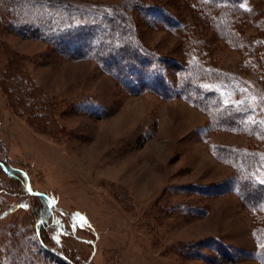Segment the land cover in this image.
<instances>
[{
    "label": "rangeland",
    "instance_id": "obj_1",
    "mask_svg": "<svg viewBox=\"0 0 264 264\" xmlns=\"http://www.w3.org/2000/svg\"><path fill=\"white\" fill-rule=\"evenodd\" d=\"M66 1L79 10L126 2ZM243 1L264 10V0ZM8 3L0 0V7ZM170 3H180V18H189L187 4ZM133 19L145 45L181 58L174 33L147 26L138 15ZM8 21L0 11V165L8 160L19 166L31 195L49 199V217L37 219L36 228L42 220L53 224L50 232L79 264H260L253 256L249 212L234 192L216 186L234 171L205 140L259 143L238 133L206 132V114L181 96L128 92L95 61L62 57L42 40L5 27ZM252 23L246 35L256 37ZM212 49L217 65L259 89L264 110L261 71L242 68L247 57L235 49ZM14 75L22 77L25 96L10 89ZM10 175L0 169V252L13 234L33 231L43 204L30 197L21 207L19 174ZM195 185L205 191L199 194ZM219 244L230 247L234 258L216 260ZM42 256L45 264H59Z\"/></svg>",
    "mask_w": 264,
    "mask_h": 264
},
{
    "label": "trees",
    "instance_id": "obj_2",
    "mask_svg": "<svg viewBox=\"0 0 264 264\" xmlns=\"http://www.w3.org/2000/svg\"><path fill=\"white\" fill-rule=\"evenodd\" d=\"M42 1L9 0L5 9L0 7L10 21L5 27L42 40L62 57L95 61L128 92L151 91L164 99L181 96L206 114V132L238 133L259 143V147H242L214 142L209 137L205 140L214 157L234 171L216 186L227 187L218 189L221 193L234 192L249 212L253 256L264 264L263 95L259 89L253 90L240 74L212 59V44L230 47L240 52L243 59L247 57L242 68H258L264 76V10L245 5L243 0H177L189 7V18L183 19L179 16L180 3L176 8L170 0L166 4L126 0L105 9L90 7L91 10H79L78 5L66 0ZM133 15L149 27L174 33L181 58L166 57L145 45L138 37ZM250 22L258 28L256 37L246 35ZM21 79L20 75L10 79L15 95L25 93ZM0 169L9 177L12 172L19 174L25 194L21 196V207L28 206L26 201L30 197L43 203L38 207L33 231L17 232L8 238L0 252V264H45L44 254L59 264H79L50 232L53 224L42 220L37 225L39 229L35 227L37 219L49 217V199L41 194L31 195L29 182L19 166L2 160ZM195 189L202 194L205 186L195 185ZM10 191L11 188L6 193ZM8 206V211L14 208L10 202ZM181 206L183 211L187 209V205ZM217 250L216 260L234 258L227 245L219 244Z\"/></svg>",
    "mask_w": 264,
    "mask_h": 264
},
{
    "label": "bare ground",
    "instance_id": "obj_3",
    "mask_svg": "<svg viewBox=\"0 0 264 264\" xmlns=\"http://www.w3.org/2000/svg\"><path fill=\"white\" fill-rule=\"evenodd\" d=\"M111 128H113V127H111ZM113 130H114V129H111V131H113ZM114 137H115V136H114ZM114 137H113V138H114ZM116 137H117V136H116ZM116 137H115V138H116ZM81 156H82V155H81ZM76 158H77L76 156H73V159L76 160ZM112 182H114V181H112ZM120 184H121V183H120ZM121 185H123V184H121Z\"/></svg>",
    "mask_w": 264,
    "mask_h": 264
}]
</instances>
